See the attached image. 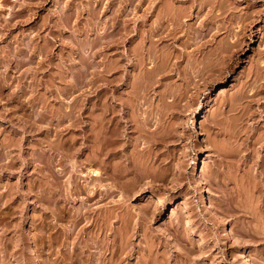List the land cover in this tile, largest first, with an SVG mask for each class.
Here are the masks:
<instances>
[{
  "label": "rangeland",
  "instance_id": "rangeland-1",
  "mask_svg": "<svg viewBox=\"0 0 264 264\" xmlns=\"http://www.w3.org/2000/svg\"><path fill=\"white\" fill-rule=\"evenodd\" d=\"M153 1L0 0V264H70L81 240L53 245V233L48 241L41 228L46 222L60 234L99 184L114 196L86 203L99 215L116 211L111 229L122 218L140 222L144 209L158 214L129 239L135 250L151 246L149 264H264V14L257 19L264 1L219 0L230 9L216 20L247 17V35L257 38L237 52L226 49L231 35L219 33L201 53L187 42L207 10L196 19L188 4H174L188 12L184 25L176 42L158 47L140 35L153 32L171 3ZM109 26L140 31L119 45L118 67L102 57ZM228 52L241 61L229 72ZM255 69L263 73L257 79ZM17 93L21 105L10 99ZM40 112L46 119L29 120ZM83 131L89 147L66 152L80 147Z\"/></svg>",
  "mask_w": 264,
  "mask_h": 264
},
{
  "label": "bare ground",
  "instance_id": "bare-ground-1",
  "mask_svg": "<svg viewBox=\"0 0 264 264\" xmlns=\"http://www.w3.org/2000/svg\"><path fill=\"white\" fill-rule=\"evenodd\" d=\"M160 0H154L153 1V5H156ZM170 2L168 4L171 3V5H169V8L167 7L166 12L162 13L161 15H159V20L157 19L155 25L153 26V28L151 30H153V32H151L150 34H146L145 32V36L140 35L141 37H143V39L149 41L150 43H153L152 46H160L162 44H164L166 41L171 40V41H175L177 40L176 36L179 34L181 26H183L184 24H181V20L180 18H182L183 15H186L185 10H180L179 8L176 9L174 7V4L176 3H181V4H188L187 5V9L188 11H190V15L188 14V16H194V12L196 15V19L199 18L200 14L205 11V9L207 10L206 14H207V20L205 22H202L200 24H198L197 28L193 29L192 32V36L188 37V41L187 42L190 46H194L196 47L197 52H200L202 48L207 47V45L209 46V43H211V40L214 41L219 33H227L228 35H231L232 38V42L229 43V46H227L226 49H231L235 48L237 52L239 51H243L244 48H247V44H252L253 40H255V38H257L256 36H252V35H247L252 28L248 27V24L244 23L247 19V17H240L233 21L231 20V18H228L227 14L226 16H224L222 19L220 20H216L218 17L217 16H221V14H225L229 12V7L226 5H221L219 3V0H169ZM258 1L260 0H234L235 4H250V5H255L258 3ZM264 1V0H262ZM264 3V2H263ZM160 4V3H159ZM185 5V6H186ZM238 6V5H237ZM155 7V6H154ZM157 8V7H156ZM166 9V8H165ZM157 10V9H156ZM197 10V11H196ZM116 12V11H115ZM217 12L219 14H217ZM154 13V12H153ZM264 14V11L262 10L260 12V15H258L257 19L262 18V15ZM187 16V15H186ZM184 17V16H183ZM146 18V17H145ZM190 19V18H189ZM204 20V19H203ZM154 21V20H153ZM68 22V21H67ZM166 24V25H165ZM235 25L236 28H238L237 32H233L230 28L231 26ZM191 26V25H190ZM190 28V27H189ZM192 29V28H190ZM189 29V30H190ZM150 31V30H149ZM192 31V30H191ZM189 31V32H191ZM140 31L136 28V27H131V28H126L125 26H109L106 28V31L104 33L103 36V41H102V45H101V52H104V56L102 57H106L107 60H110L109 62H112V65H117L119 62H121L122 60L119 61L118 60H114L112 59L113 57L120 55L118 52V47L121 43L124 42H129L131 43L140 33ZM144 35V34H143ZM187 35V34H186ZM145 37V38H144ZM179 37V35L177 36ZM211 38V40L208 39ZM246 38H249V40H247ZM170 41V42H171ZM30 42V41H29ZM56 42V41H54ZM134 42V41H133ZM176 42V41H175ZM167 43V42H166ZM213 43V42H212ZM33 44V43H32ZM49 44H53V42L49 43ZM28 45V44H27ZM26 46V45H25ZM29 46V45H28ZM151 46V45H150ZM151 46V47H152ZM164 47V46H163ZM186 47V46H185ZM184 47V48H185ZM30 48V46H29ZM45 48V47H44ZM209 48V47H207ZM154 49V47H153ZM218 49V48H217ZM32 50V49H30ZM29 50V53H31ZM212 50V48H211ZM210 50V51H211ZM156 51V49H155ZM218 51V50H217ZM227 51V50H226ZM214 52V51H213ZM216 52V51H215ZM215 52H214V56H215ZM219 53H222V51H218ZM35 53V52H34ZM201 53V52H200ZM217 53V52H216ZM225 53V52H224ZM230 53V52H228ZM25 54V53H24ZM33 53H31L32 56ZM130 55V53H128ZM127 54V57L129 58V55ZM178 54V53H177ZM183 54V53H182ZM194 54V53H193ZM199 54V53H198ZM227 54V52H226ZM233 54L232 52L230 53V55ZM35 55V54H34ZM201 55V54H200ZM229 55V56H230ZM237 54H233L230 57H227L226 59L228 61L227 65L224 64V68L226 66V70L232 71L234 69L235 66H237L239 64V57H236ZM22 56V55H21ZM26 56V55H25ZM37 56V55H36ZM96 56V55H95ZM94 56V57H95ZM138 56V55H137ZM152 56V55H151ZM176 56V55H175ZM184 56V55H183ZM217 56V55H216ZM224 54L222 53V58H223ZM93 57V56H92ZM133 57V56H132ZM135 57V56H134ZM179 57V56H178ZM181 57V54H180ZM179 57V58H180ZM190 57V56H189ZM196 57V56H195ZM33 58V57H31ZM30 58V59H31ZM48 58V57H47ZM136 58V57H135ZM166 58V57H165ZM194 58V57H193ZM214 58V57H213ZM218 58V57H216ZM221 58V55H220ZM41 59V58H40ZM94 59V58H93ZM130 59V58H129ZM178 59V58H177ZM176 59V60H177ZM225 59V60H226ZM29 60V59H28ZM42 60V59H41ZM49 60V59H48ZM106 60V61H107ZM125 60V59H123ZM133 61V59H130ZM152 60V58H151ZM260 60V59H259ZM32 61V60H31ZM129 61V60H128ZM217 61V60H216ZM215 61V62H216ZM30 62V61H28ZM46 62V61H44ZM127 62V61H126ZM258 62V61H257ZM261 62V61H260ZM259 62V63H260ZM14 69H18L20 68L21 65H23L25 63L24 59H20L18 61L14 62ZM108 63V62H107ZM209 63V62H208ZM212 63V62H211ZM262 63H264L262 61ZM261 63V66L264 67V64ZM97 64V62H96ZM94 61H92L90 63L91 66V75L94 77H96L97 75V64L96 65ZM241 64V63H240ZM39 65V64H38ZM111 65V66H112ZM210 65V64H209ZM214 65V64H213ZM36 66V65H35ZM39 66H43L42 64ZM110 66V64H109ZM114 66V67H115ZM133 66V65H132ZM200 66V65H199ZM211 66V65H210ZM258 66V64L256 65V67ZM118 67V65H117ZM213 67V66H211ZM255 67V68H256ZM260 67V65H259ZM258 67V68H259ZM47 68V67H46ZM110 68V67H109ZM257 68V69H258ZM21 69V68H20ZM45 69V68H44ZM51 69V67H50ZM114 69V68H113ZM116 69V68H115ZM261 69V68H260ZM263 69V68H262ZM261 69V71H262ZM37 70V68L35 69ZM256 70V69H255ZM29 71V70H28ZM104 71V68H103ZM225 71V70H224ZM30 72V71H29ZM32 72V71H31ZM227 73V72H226ZM225 73V75H226ZM255 73V72H254ZM262 72H260V70H256V73L254 74L255 78L257 79L258 77L262 76L261 74ZM221 74H224L221 73ZM264 75V74H263ZM151 76V75H150ZM224 76V75H222ZM225 77V76H224ZM264 78V77H263ZM262 79V78H261ZM259 79V80H261ZM118 80V79H117ZM0 92H1V88H3V86L5 85V79L0 80ZM260 85V84H259ZM263 85V84H262ZM40 86V85H39ZM23 90V89H22ZM262 90V89H261ZM24 92V91H23ZM257 92V91H256ZM255 92V93H256ZM263 91H260V93ZM223 93V92H222ZM1 94V93H0ZM21 94V93H20ZM5 95V94H4ZM13 95V94H12ZM51 95V94H50ZM257 96V94L255 95ZM22 97L21 95H18V93L16 94V96H12V98L10 99H15V102H19L18 105H21V100L20 98ZM23 99V98H22ZM261 100L264 101V95L261 97ZM12 101V100H11ZM28 101V100H27ZM34 101V100H33ZM43 100L38 99V102L43 103ZM262 101V102H263ZM29 102V101H28ZM37 103V102H36ZM17 104V103H16ZM31 104V103H30ZM35 104V103H33ZM37 105V104H36ZM24 106V105H23ZM262 106V105H261ZM51 111V110H50ZM35 114V113H33ZM48 114V113H47ZM36 118L37 122L39 120L44 119L46 116L44 113H38L35 115H31V117L29 116V120H33L32 118ZM31 118V119H30ZM46 119V118H45ZM58 119V118H57ZM62 119H64L63 117H61L60 119H58V121L60 122ZM34 122V121H32ZM40 122V121H39ZM64 122V121H63ZM60 125V124H59ZM53 126V125H52ZM55 126V125H54ZM58 126V125H56ZM60 127V126H59ZM62 127V126H61ZM71 127L70 126H66L65 128H63V130L65 131H69ZM91 128V127H90ZM59 129V128H57ZM49 130V129H48ZM63 130H59V133L57 131L58 134L63 133ZM47 132V131H46ZM85 136H84V140L82 142V144H80V147L77 149H73L72 145H67L65 151L69 152V151H73L75 153H80L82 151H84L87 147H89V143L90 141L88 140V138L86 137V131L82 132ZM88 133V132H87ZM105 133V132H104ZM61 135V134H60ZM101 136V135H100ZM92 140V139H91ZM81 141V140H80ZM94 142V141H93ZM63 147V146H62ZM65 147V146H64ZM63 147V149H64ZM75 148V147H74ZM103 149V148H102ZM64 151V150H63ZM105 151V150H104ZM100 153H98V159L100 160V162H104V160L100 159V157L105 156L103 153V150H99ZM261 159H260V167L262 166V168H264V145L261 146ZM9 154V153H8ZM66 154V153H65ZM6 159L9 158L8 155L7 157H5ZM96 159V158H95ZM11 160V159H10ZM1 161V160H0ZM45 161V160H44ZM12 163V161H11ZM117 165V164H116ZM120 166V165H119ZM9 167V166H8ZM117 167V166H116ZM73 168V167H72ZM260 168V169H262ZM107 169V168H106ZM105 170V169H104ZM109 170V169H108ZM119 170V169H118ZM110 171V170H109ZM115 171V170H114ZM94 178L99 181L100 180V175L101 173H98L97 171H92ZM108 172V171H105ZM120 171H117V173L119 174ZM76 173V172H75ZM109 173V172H108ZM104 174V173H103ZM106 174V173H105ZM110 176H108L106 174V176L111 178V174H115L113 173V171L111 173H109ZM99 175V176H98ZM120 175V174H119ZM122 175V173H121ZM120 175V177H121ZM98 176V179H97ZM114 176V175H113ZM118 176V175H116ZM113 178V177H112ZM115 178V177H114ZM113 178V179H114ZM118 178V177H117ZM263 180V179H262ZM115 181V180H114ZM100 182V181H99ZM118 182V181H117ZM264 182V180H263ZM99 184V183H98ZM105 185V184H104ZM75 186V185H74ZM77 186V185H76ZM75 186V187H76ZM101 184L99 185H92V193L91 191H89L91 193V195H89L90 197L87 196L86 201L83 203L84 205L81 207V209L77 210V212L73 215L71 221L69 222L70 226L63 229V231L58 234V229L55 228L56 226L49 228V226L46 224V222L43 224L41 231L43 232V236L46 239V234H48V241L50 240L49 238H51L52 236L49 234V232L51 231L53 233L54 238H52L51 240L53 241V245H55V243L57 244V242L59 241V238L63 237L64 242L68 239H73L74 241L77 240L78 243H80L79 241L81 240V243L79 245L82 244V246L79 249H76L73 254H72V262L70 264H124L125 262H127V264H129L130 259L132 258H136L138 260V262H140V264H149L150 263V255L152 252H150V255L146 252L147 250H149V247L147 250H140V249H134V247L131 244V241H129V239L133 236H137L139 232L143 231V227L148 224L149 222L153 221L156 216L155 212H148V210L146 211H142L140 214V222L135 221L133 226L131 225V221L126 220L125 218L119 219V221L121 222V227L118 228H114L111 229L110 228V221L111 218L115 219V214H113L114 212H112L114 209H106L105 213L102 214H96L97 210L95 211L94 209H91V205H87L86 202L92 200L93 197L95 196H99L100 199L99 200H103L106 201L107 199L111 198L112 196H114L115 191H111V189L109 188H105L102 189L105 186H101ZM262 186V185H261ZM74 187L73 189V194L74 195H78L77 191L78 189H76ZM258 187V186H257ZM264 187V186H263ZM78 188V187H77ZM252 188V187H251ZM89 190V189H88ZM113 190V189H112ZM239 190V189H238ZM259 190V189H258ZM261 192V189H260ZM89 193V194H90ZM264 193V191H263ZM57 194V193H56ZM70 194V193H69ZM262 194V192H261ZM73 195V196H74ZM127 195V199L132 196L128 193H126ZM5 196L4 194L2 195V197ZM71 196V194L69 195ZM245 196V195H244ZM262 196V195H261ZM8 197V196H7ZM1 199V198H0ZM264 200V198H262V201ZM98 202V200H97ZM261 202V201H260ZM10 203V202H9ZM94 205V204H92ZM247 205V204H246ZM10 207V206H9ZM117 208V206H116ZM115 208V209H116ZM119 208V207H118ZM120 209V208H119ZM115 211V210H114ZM2 213V212H1ZM15 213V212H14ZM52 213V211H51ZM116 213V211H115ZM54 215V214H53ZM119 216V215H118ZM57 217V216H56ZM128 218V217H127ZM125 219V220H123ZM58 222V221H57ZM124 223V225H123ZM20 224V223H19ZM122 228V229H121ZM54 231V232H53ZM110 232V235H107V233ZM244 232V230H243ZM252 233V232H251ZM130 234V236H129ZM254 234V233H253ZM253 234L251 235H246L248 237H250L251 239H257L256 236H254ZM256 234V233H255ZM245 235V234H244ZM259 235V234H257ZM261 235V234H260ZM51 236V237H50ZM129 236V238H128ZM72 237V238H71ZM109 237H112L111 239ZM243 238V237H242ZM62 239V238H61ZM180 239V238H179ZM50 240V241H51ZM47 241V240H46ZM51 241V242H52ZM241 241V240H240ZM243 242V239H242ZM75 243V242H74ZM152 243V242H151ZM127 245V247H125ZM151 245V244H150ZM154 245V244H153ZM64 246V244H63ZM149 246V245H148ZM76 247V246H75ZM154 248V247H153ZM151 249V248H150ZM204 249V248H203ZM202 250V249H201ZM152 251V250H151ZM207 251V250H206ZM208 252V251H207ZM206 252V253H207ZM204 253V251H203ZM201 252V255L203 254ZM143 255H145L147 260H143L144 257ZM110 256V257H109ZM260 256V255H259ZM263 256V255H262ZM261 256V257H262ZM156 260V259H155ZM186 260V259H185ZM153 262V261H152ZM158 262V261H156ZM161 264V263H160Z\"/></svg>",
  "mask_w": 264,
  "mask_h": 264
}]
</instances>
